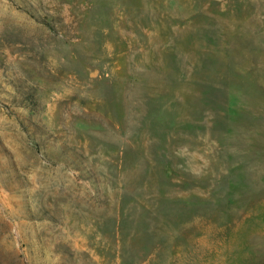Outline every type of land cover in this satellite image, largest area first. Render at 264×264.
I'll use <instances>...</instances> for the list:
<instances>
[{"label": "rangeland", "instance_id": "rangeland-1", "mask_svg": "<svg viewBox=\"0 0 264 264\" xmlns=\"http://www.w3.org/2000/svg\"><path fill=\"white\" fill-rule=\"evenodd\" d=\"M0 264H264V0H0Z\"/></svg>", "mask_w": 264, "mask_h": 264}]
</instances>
